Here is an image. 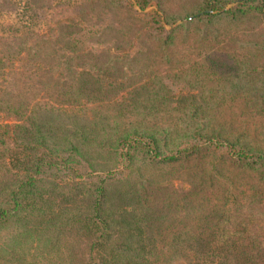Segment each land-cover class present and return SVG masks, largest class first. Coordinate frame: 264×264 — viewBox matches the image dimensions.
<instances>
[{
	"label": "trees",
	"instance_id": "1",
	"mask_svg": "<svg viewBox=\"0 0 264 264\" xmlns=\"http://www.w3.org/2000/svg\"><path fill=\"white\" fill-rule=\"evenodd\" d=\"M196 1L181 14L175 0H0V226L34 221L24 227L52 240L65 232L90 253H126L144 264L164 225L179 219L181 201H194L192 187L154 190L119 165L100 173L91 154L154 168L214 149L264 178V149L227 137L213 146L207 111L179 106L194 93L191 69L203 83L264 82V0ZM152 2L158 10L145 12ZM87 104L116 111L73 112ZM252 210L264 213L253 204L242 212ZM252 220L255 236L242 238L250 221L240 217L246 227L232 230L240 236L213 241L212 264H264V217Z\"/></svg>",
	"mask_w": 264,
	"mask_h": 264
},
{
	"label": "rangeland",
	"instance_id": "2",
	"mask_svg": "<svg viewBox=\"0 0 264 264\" xmlns=\"http://www.w3.org/2000/svg\"><path fill=\"white\" fill-rule=\"evenodd\" d=\"M175 1L179 4L181 14L192 10L197 4L196 0ZM136 5L141 11L139 4ZM157 10L156 2H152L144 11ZM170 26L167 25L168 28ZM192 59V63L198 60L197 57ZM197 71L196 68L191 69L189 78L188 87L194 90L192 98L183 102L179 100V106L186 105L191 109L198 106L207 111V122L211 130L215 131L213 146H222L223 139L227 137L239 147L246 145L251 150L264 149L263 80L255 79L250 83L249 77H242L239 82H231L222 76H209L203 83ZM201 87L207 91H202ZM181 88L184 91L186 86ZM215 107L225 112L223 118L214 113ZM109 110L116 111L105 105L87 104L80 109H73V112L91 117L95 113L106 114ZM136 113L144 114L142 110ZM100 145L107 149L106 141ZM215 151H205L189 162L154 168L123 166L121 162H114L112 155L107 153L91 154L97 159L94 166L101 170L100 173L103 164L113 170H117L119 165L120 169L125 170L124 176L143 179L154 190L167 184L192 187L191 199L194 201H181L183 208L178 213L179 219L164 225L153 247L156 255L149 257L150 261L144 264H212L218 259L213 256L219 250L218 244H214L217 239L240 236L239 232L233 233L232 230L242 231L246 226L242 238L246 234L249 237L255 236L258 226L252 218L264 217V213L252 210L247 215L243 212H247L250 204L264 207L263 174L257 167L233 164L230 162L233 159L229 155L227 157L225 152L217 154ZM240 205L244 209H239ZM246 216L250 223L242 228L237 220ZM25 224L32 226L35 222L28 220L26 223L22 220L0 226V264H106L107 261L109 264H134L132 257L126 253L111 254L104 249L100 254L90 253L89 247L65 232L59 236L56 234L52 240L47 234L26 229ZM149 247L146 251H149Z\"/></svg>",
	"mask_w": 264,
	"mask_h": 264
}]
</instances>
